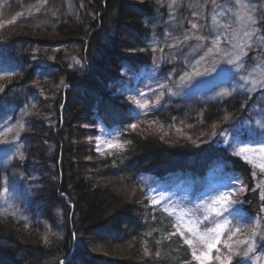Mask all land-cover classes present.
Instances as JSON below:
<instances>
[{
    "label": "rangeland",
    "instance_id": "1",
    "mask_svg": "<svg viewBox=\"0 0 264 264\" xmlns=\"http://www.w3.org/2000/svg\"><path fill=\"white\" fill-rule=\"evenodd\" d=\"M0 1V95L10 86L9 94L1 97L10 105L0 104V109L6 108L5 105L11 108L17 102L30 106L27 115L33 116L37 112V118L47 116L44 111L51 108L50 102L58 98L60 90L68 87V84H62L55 61L61 59L67 68L79 69L80 45L75 43L74 47L70 42L83 41L88 33L82 37L56 32L59 25L67 22L64 19L67 9L61 15L60 8L52 7L46 0H8V3L16 2L17 8L14 4V8H9L7 2H2L5 0ZM152 1L155 14L150 22L151 35L147 39L152 59L150 70L139 77L125 71L118 84H111L121 101L131 109L133 119L129 123L110 126L103 124L97 116L95 132L89 137L97 155L110 157V162L122 173L120 179L109 178L108 182L123 187L130 182L137 191L134 198L137 209L130 213L136 224L124 225L119 238L131 236L130 242H139L143 254L137 258L148 259L150 264H264V151L261 150L264 143V0ZM10 10L18 11L16 19L12 20L16 24L4 21ZM47 15L49 20L44 17ZM39 18H45V21ZM33 20L37 21L34 23ZM224 22L230 27H225ZM225 28H230L228 34L215 35ZM87 39L90 42L92 34ZM45 41L47 44H62L60 50L57 49V56L45 46ZM212 41H216L214 47L210 46ZM198 51L201 56L192 62L190 58L196 57ZM26 53L30 54L29 58L22 62ZM15 59L18 63L12 64ZM3 60L8 61V66ZM189 62L191 65L186 68ZM161 66L167 67L162 71ZM221 72L234 73L230 84H235V89L246 97L242 111L231 118L227 117L230 115L228 107L221 106L217 112L219 120H208L204 111L199 112L205 115L194 118L192 132L174 131L175 139L180 140L175 145L200 147L209 144L220 148L247 164L248 174L241 170L232 171L210 151L157 162L156 167L168 163L177 167L176 171L171 169L165 174L141 169L150 162L137 168L126 164L129 151L124 134L128 128L146 122L165 141L170 140L168 123L175 118H167L166 124L162 121L163 116L177 103L181 105L176 109H183L184 105L197 110L207 107L199 99L207 94L205 89L222 76ZM192 78L198 79L197 82L187 84ZM225 85L216 83L207 96L221 94ZM218 86L219 89H215ZM187 92L191 95H185ZM193 92L197 94L194 100ZM177 94L180 98L170 102V98ZM153 115L156 117L151 118ZM14 116L15 113L7 109L0 112V146L10 147L13 157L9 165L0 168V238L42 247L54 235H62L61 209L49 206L53 220H49L50 225H43L36 235L22 226L18 230V224L10 220H13L10 215L15 212L19 197L10 193L8 185L14 182L27 190L28 183L36 175L40 187L54 180V173L47 171L45 164L29 163L25 136L30 130L22 129V122L12 127ZM22 136L24 140L19 139ZM241 148L250 150L241 154ZM199 166H204L203 174L195 173ZM220 196L229 202L217 203ZM225 221L228 222L225 227L217 231V225L225 224ZM252 239H259L256 247L248 246ZM189 240L191 244L187 242ZM122 249L125 250V245ZM19 255L26 256L25 264H82L85 260L77 254L67 260L57 253L44 252L42 257Z\"/></svg>",
    "mask_w": 264,
    "mask_h": 264
},
{
    "label": "trees",
    "instance_id": "2",
    "mask_svg": "<svg viewBox=\"0 0 264 264\" xmlns=\"http://www.w3.org/2000/svg\"><path fill=\"white\" fill-rule=\"evenodd\" d=\"M2 2H7L9 8H14V5L17 8L16 2L13 3L14 5L8 3V0ZM46 3L54 8H60L61 15L67 9L64 18L67 22L59 25L56 32L66 36L78 34L82 37L85 36L84 33H88L85 40L70 42L74 47L75 43L80 45L78 52H80L81 67L67 68L61 59L55 61L56 63L53 62L59 70L62 84H68V87L60 90L58 98L50 102L51 110L43 108L47 116L42 115L41 118H37V112L33 116L27 115L30 113V106L26 107L17 102L11 108L5 105L6 108L0 109V112L7 109L12 114L15 113L10 125L18 126V122H22V129L30 130L25 136L26 147L29 146L26 151L29 155L26 156L29 163L45 164L47 171L54 173V180H49L40 187L36 182L37 176L34 175L35 179L28 183L27 190L11 182L9 191L19 198L15 212L10 215L13 220H10L18 224V230L22 226L30 232L34 231L36 235L43 225H50L49 220L53 218H50L49 206L55 205L62 212L63 233L61 236L54 235L42 247L37 244L21 245L12 238L2 237L0 264H25L26 256L22 258L19 254L42 257L44 252L57 253L66 260L72 254H77L79 257H85L82 264H150L148 259L137 258L143 254L139 242L135 240L130 242L131 236L119 238L124 225L130 227L136 224L130 213L137 209L134 201L137 191L129 184L130 182L124 187L111 185L108 182L109 178L120 179L122 173L110 162V157L97 155L89 137L95 132L94 122L97 116L105 125L129 123L133 119L131 109L121 101L111 84H118L125 71L139 77L150 70L152 59L147 49V39L151 35L150 22L155 14V6L152 0H46ZM17 12L10 10L4 21L6 20L8 24L12 22L16 24L12 20L16 19ZM44 17L47 18L48 15ZM44 19L40 21H45ZM28 24L35 28L32 23L28 22ZM223 24L225 27H230L228 22ZM90 34L92 40L88 42L87 38ZM216 34L224 35V29L215 32ZM1 41L3 42L2 39ZM61 45L47 44L45 41V46L52 49L51 53L54 56L59 53L57 49L60 50ZM29 55V53L24 54L22 62L27 61ZM200 56L201 52L198 51L196 57H191L190 60L193 62ZM17 60L11 63L16 64ZM224 61L226 62V59ZM3 64L8 66V61L3 60ZM161 67L164 71L167 66ZM233 74L221 72V77H226L221 80L223 82H219L226 84L221 94L207 96L211 87L205 89L207 94L199 100L206 103L207 107L197 110L190 109L192 106L186 108L188 106L184 105L183 109H176L177 105H181L177 103L174 108L167 111L162 119L164 123H168L167 118H175L168 123L170 140L165 141L163 136L146 122L128 128L124 134L127 140L126 148L129 151L126 164L137 168L150 162L147 167L141 169L153 172L158 170L160 174H165L171 169L176 171L177 167L170 166L169 163L156 167L157 162L162 163L172 158H185L188 155L210 151L223 160L232 171L241 170L248 174L247 164L220 148L209 144H202L200 147L191 144L175 145L180 140L175 139L177 136L174 131L179 130V133L183 134L192 132L195 127L194 118L200 114L199 112L204 111L208 120H219L217 112L221 106L228 107L226 109L229 110L230 115L227 117L231 116V118L242 111V102L246 97L231 86L230 80ZM182 82H185V78H182ZM186 86L187 90H190V87ZM9 89L10 86H7L2 91L0 104H7L1 100V97L7 96ZM195 95L197 94L193 93V100ZM155 117V115L151 116V118ZM19 139L24 140V136ZM10 157H12L10 147L0 146L1 169L11 162ZM204 166H199L195 173L204 172ZM258 242L259 239H252L248 245L256 247ZM124 245L125 250L122 249ZM33 251L36 253L33 254Z\"/></svg>",
    "mask_w": 264,
    "mask_h": 264
},
{
    "label": "snow or ice",
    "instance_id": "3",
    "mask_svg": "<svg viewBox=\"0 0 264 264\" xmlns=\"http://www.w3.org/2000/svg\"><path fill=\"white\" fill-rule=\"evenodd\" d=\"M253 22H255V21H253ZM134 127V126H133ZM8 131H11V129H8ZM5 143H8V141H4ZM117 145H110V147H116ZM250 149H247V148H241L240 149V153L241 154H243L244 152H246V151H249ZM261 150L262 151H264V143H262L261 144ZM247 158V157H246ZM217 203H228L229 202V200L226 198V197H224V196H220V197H218L217 198V201H216ZM213 211H215V209H213ZM217 215H219V213H217ZM228 222L227 221H225V224H221V225H217V227H216V230L217 231H219V230H222L224 227H225V225L227 224ZM236 231H239V229H236ZM256 235V233H255V231H253V236H255ZM189 244H191V240H189V241H187ZM209 247H215V245H209ZM230 247V246H229ZM251 250V249H250ZM244 255H247V253H244ZM229 259H230V257H229Z\"/></svg>",
    "mask_w": 264,
    "mask_h": 264
},
{
    "label": "bare ground",
    "instance_id": "4",
    "mask_svg": "<svg viewBox=\"0 0 264 264\" xmlns=\"http://www.w3.org/2000/svg\"><path fill=\"white\" fill-rule=\"evenodd\" d=\"M235 27H237V24H236V26ZM229 29L230 28H225L224 29V33L225 34H228L229 33ZM222 30V29H221ZM215 43H216V41H212V42H210V46L211 47H214V45H215ZM190 66V62H189V64L187 65V67L186 68H188ZM197 80L198 79H196V78H192V81H189V82H187V84H189V83H191V84H195L196 82H197ZM230 83H231V81H230ZM232 86V85H231ZM219 87L220 86H218V87H215V89H219ZM226 87V86H225ZM228 87V86H227ZM233 87L235 88L236 87V85L234 84L233 85ZM177 90H179V89H177ZM194 94H196V92H193ZM207 93V92H206ZM178 95V96H177ZM176 96H174V97H172V98H170V102H173L174 101V98H180V96H179V94H177ZM185 95H187V96H190L191 95V92H187V93H185ZM9 159H11V162L13 161V158L12 157H10ZM10 162V163H11ZM9 163V164H10ZM8 164V165H9ZM10 185H11V183L8 185L9 186V188H10ZM249 246V245H248Z\"/></svg>",
    "mask_w": 264,
    "mask_h": 264
},
{
    "label": "water",
    "instance_id": "5",
    "mask_svg": "<svg viewBox=\"0 0 264 264\" xmlns=\"http://www.w3.org/2000/svg\"><path fill=\"white\" fill-rule=\"evenodd\" d=\"M217 80H218L217 82H219V81H220V79H219V78H218Z\"/></svg>",
    "mask_w": 264,
    "mask_h": 264
}]
</instances>
